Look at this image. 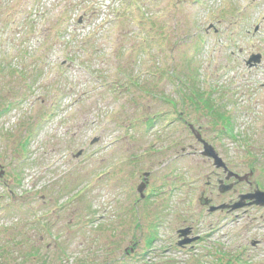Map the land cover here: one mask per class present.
I'll list each match as a JSON object with an SVG mask.
<instances>
[{
  "label": "rangeland",
  "instance_id": "rangeland-1",
  "mask_svg": "<svg viewBox=\"0 0 264 264\" xmlns=\"http://www.w3.org/2000/svg\"><path fill=\"white\" fill-rule=\"evenodd\" d=\"M112 81L129 89L112 94ZM205 100L234 118L235 138ZM153 110V130L130 129ZM181 112L264 185V0H0V264H264V208L200 205L238 195L219 198L218 171L173 125ZM148 173L157 202L136 210ZM187 226L205 238L193 250L177 245Z\"/></svg>",
  "mask_w": 264,
  "mask_h": 264
},
{
  "label": "flooded vegetation",
  "instance_id": "flooded-vegetation-1",
  "mask_svg": "<svg viewBox=\"0 0 264 264\" xmlns=\"http://www.w3.org/2000/svg\"><path fill=\"white\" fill-rule=\"evenodd\" d=\"M184 114H181V115H179V119H183L184 117ZM187 125H189V124H187ZM201 130H203V128H201ZM229 168H230V166H229ZM218 172H215V176H217V182H216V184H217V191L219 192V187H218V184L221 182V181H223V180H225L226 179V176H227V174L226 173H224V171L223 170H217ZM223 176V179H221V177ZM253 179V178H252ZM225 182V185L224 186H229V185H231V184H233L234 186L232 187V189L231 190H229L228 192H225V193H223V194H221L220 192V194H219V198L221 197V196H232V197H235V195H238V200H239V198H240V196L241 195H247V194H253L254 193V191L256 190V188H257V185H255V186H253V184H252V180L250 179V180H247L246 182H242V183H238V184H235L236 183V181H235V179H231L230 181H224ZM210 185H211V183L209 182L208 183V186L210 187ZM242 185H246V186H248L249 187V192H247L246 194H238V192H239V188L242 186ZM214 187H216V185L214 186ZM203 196L205 197V198H207L208 200L206 201V200H203V202L206 204V203H208V204H210L211 206H220V205H223V204H227V205H229V206H232V205H234L236 202L234 201V199L233 198H229V200H228V202L227 203H222V204H218V205H214L216 202H215V199L211 196V198H208V197H206V195H205V193H203ZM149 200V199H148ZM147 201V198H146V200H144L143 202H146ZM245 204H249V203H252V202H249L248 200L247 201H245L244 202ZM155 204H156V202L154 201V202H152L151 203V201H149L148 202V204H147V206H150V207H154L155 206ZM210 207V206H209ZM209 207H204V209L206 210H208L209 209ZM246 208H257V207H255V206H249V205H245V206H243L242 208H240V209H236L235 211H232L231 209H226V210H224V211H219V212H217L216 214H218V213H221V214H223V213H225V214H228V215H233L234 213H237V212H240V211H242V210H244V209H246ZM157 210V209H156ZM215 214V213H214ZM188 228H190V233L187 235V236H185V240H192V239H194V238H196V237H198L199 239L197 240V241H195V242H193V243H191V244H188V245H179V243H180V240H182L183 238H181L180 237V231H182V230H184V229H188ZM177 237H178V241H177V245L181 248V249H183V250H188V249H195V247L196 246H198V245H200L202 242H204V240H205V238H204V235L202 234V233H200V232H198L197 231V229H196V227L194 226H190V227H184V228H180L178 231H177Z\"/></svg>",
  "mask_w": 264,
  "mask_h": 264
},
{
  "label": "water",
  "instance_id": "water-1",
  "mask_svg": "<svg viewBox=\"0 0 264 264\" xmlns=\"http://www.w3.org/2000/svg\"><path fill=\"white\" fill-rule=\"evenodd\" d=\"M261 61V56H254L250 59V61L248 62L249 65H251L253 62L257 65L258 63H260ZM194 134L196 135V137L198 138V140L200 142H202L204 144V152H203V156L209 158V159H213L214 160V165L217 169H221L223 168L225 171H227V167L226 164L223 162V160L219 157V155L216 153L215 149L212 148L210 145H208V143H205L204 141H202L200 135L196 132H194ZM96 142V140H95ZM80 155V154H79ZM78 155V156H79ZM235 177L238 181H244L247 179V177L245 178H240L237 175H234L233 173H229L227 180H230L231 177ZM222 186H220V192L225 193L229 190L232 189V185L230 186H224V183H221ZM146 189V185H141L139 186L138 192L143 194L144 191ZM242 200L235 204L234 206H232V209H237V208H241L243 207L245 204L243 203L244 200L247 199H254L255 200V204L257 205H261L264 206V193L261 191H255V194L253 195H248V196H242L241 198ZM231 207V206H230ZM221 208H229V206H222ZM214 209L217 208H212L211 210L213 211ZM189 233V230L183 231L182 235H187ZM189 243L188 241H184L182 242V244H187Z\"/></svg>",
  "mask_w": 264,
  "mask_h": 264
},
{
  "label": "trees",
  "instance_id": "trees-1",
  "mask_svg": "<svg viewBox=\"0 0 264 264\" xmlns=\"http://www.w3.org/2000/svg\"><path fill=\"white\" fill-rule=\"evenodd\" d=\"M85 45H86V43L82 46V48ZM133 84L135 85V87H139L141 89L143 88V84H141V82H139V81L133 82ZM108 89H109V92L112 93V94H115L114 92H117L115 95H122L123 93L127 92V90L129 89V86H128V84H119V82L112 81V84H111L110 88H108ZM145 92L150 93L151 90L145 89ZM196 95L200 96V94H197V93H196ZM118 98H120V96ZM208 105H209V108H210L208 110L214 115V117H216V121L222 122L226 126H229V124L231 122V119H229V117H225V114H223L220 110H217V109L214 110L213 109L214 106H213L212 103H209ZM138 106H139V104H138ZM149 122H150V120H145V122L134 120V121L130 122V126H132L131 129L135 130V129L140 128L141 126H148ZM166 130H168V129H166ZM258 160H259L258 163L259 162L264 163V152L262 154H260V156H258ZM151 242H152V239H149L148 244L150 245ZM226 260L228 262L227 264H252V262H250L248 260H245L242 257L238 258V256L235 259L234 258L233 259H228L227 258ZM221 261H222V264H223L224 260H221Z\"/></svg>",
  "mask_w": 264,
  "mask_h": 264
}]
</instances>
